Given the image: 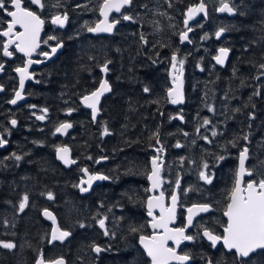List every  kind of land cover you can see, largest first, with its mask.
<instances>
[{"label": "trees", "instance_id": "1", "mask_svg": "<svg viewBox=\"0 0 264 264\" xmlns=\"http://www.w3.org/2000/svg\"><path fill=\"white\" fill-rule=\"evenodd\" d=\"M200 1L133 0V4L126 11L134 17L133 22L122 23L114 33L117 38L111 37L110 46L109 41H101L103 45H99L97 49L114 51V55L121 59L120 85L114 87L110 96L113 104L103 109L102 115L93 125L97 128V155L106 156L109 161L107 166L113 164L116 170L123 173L119 179L127 186L124 190L126 195L146 193L145 173L148 171V159L153 154L151 148L157 145L155 139L150 137L157 129L166 151L163 168L165 176H171L169 173L172 170H180V177L186 176L181 170L185 171L187 164H191L187 161L183 166L177 164L180 163V157L195 160L196 165L193 168L196 171L199 170L203 157L214 165L210 169H215V177L225 178L228 173L232 177L237 155L245 144L250 148L252 157L247 166L256 164L257 159L264 160V76L254 79L260 74L258 67L254 65L264 63V0H231L237 6L234 17L217 14L215 7L219 0H204L207 17L200 18L191 25V43L181 45L178 34L184 30V12ZM169 2L172 7H169ZM98 5L99 0H73L72 6L66 5L63 10L58 11L68 14L70 24L73 19H82V27L85 22L91 26L98 17ZM220 26H228L230 30L221 39H217L214 33ZM206 33L208 39L202 40L201 37ZM141 34L145 36L147 44L141 41ZM221 46L231 49L224 68L217 67L212 60ZM176 50L178 56L186 61L183 77L184 103L178 109L167 105L166 96L170 87V57ZM126 51H129L128 54ZM127 59L129 64L125 67L123 78V67ZM74 60L71 58L68 64V72L72 77L75 76V68H78ZM105 60L113 62L111 57L103 61ZM197 63L204 71L197 68ZM112 72L115 73V68ZM145 86L150 92L143 91ZM257 90L260 95H254ZM208 105L213 106L215 111L209 112ZM234 109L240 111H233ZM249 113H254L255 119H249ZM176 114H182L184 121L170 119ZM204 118L210 119L212 125L223 133L212 138L211 144L198 138L195 132ZM76 124L78 128L80 123L74 122L75 129ZM105 126L111 135H101ZM184 132L190 135L185 137ZM201 132L210 136V132H205L204 129ZM245 134H249V141L240 139L237 147L228 143ZM43 139L46 138L36 139V144ZM192 140H196L195 145ZM90 141L91 138L86 137L84 145H90ZM177 141L184 147H174ZM45 144L51 145L49 140ZM69 145L75 152L76 143L71 142ZM206 152L222 154L227 158L217 164L213 156L206 155ZM34 163L37 171L41 172L39 178L42 180L39 184L35 183L34 194L38 197L45 191L43 170L48 172L46 182L55 184V187L51 185L50 188L58 190L56 186H61V182L57 176L52 175L53 168L47 164L46 157L36 154ZM129 203H134L133 198ZM3 210L6 209L0 212V240L11 241L16 247L13 250L0 248V264L32 263L41 252L45 258H49L50 253L45 251L41 242L46 233L43 234L40 215L36 212L29 217V221L22 224L27 218H20L19 223L11 211L8 213ZM59 220L63 223V218L60 217ZM65 226L67 229L74 228V219L69 218ZM71 232L75 235L74 229ZM76 238L77 235L68 240L58 254L66 259L67 264H94L89 245L85 240L76 243Z\"/></svg>", "mask_w": 264, "mask_h": 264}, {"label": "flooded vegetation", "instance_id": "2", "mask_svg": "<svg viewBox=\"0 0 264 264\" xmlns=\"http://www.w3.org/2000/svg\"><path fill=\"white\" fill-rule=\"evenodd\" d=\"M43 2L45 8L41 10L37 6L32 5L31 0H23V6L37 12L45 20V24L40 33V47L30 57L32 60L41 62L30 65L29 72L33 78L26 80L22 93L24 98L17 101L16 104L8 103L9 100L14 98V91L19 87V76L14 69L18 66H23V63L29 57H25L23 53L16 52L14 46L9 48L13 52L12 57L3 56L2 44L7 38L0 37V63L4 64L3 70H0V86L3 87V91H0V135L8 140V144L0 148V161H3L0 164V212L2 209H6L3 211L8 213L11 211L18 222L20 218H27L26 221H22V224L29 221V217L34 213L37 212L40 215L43 222V234L46 233L42 238L44 240H41V242L45 251L50 253V257L46 259L63 257L58 254V251L65 247L68 240L77 235L76 243L78 241L82 243L85 240L89 245L94 264H149L148 257L139 243V235L151 234L153 231L148 226L151 218L147 215V198L150 195L159 194L157 192L151 194L146 191V193L141 195L130 196L124 193L127 186L123 180L119 179L123 173L116 170L113 164L107 166L108 158L101 159V157L106 156L97 155V137L95 135L97 128L93 125L97 123L103 113V109H107L113 104L110 96L114 87L120 85V79L122 78L121 59L119 56L114 55V51H98L97 49L99 45H103L101 41H109L110 46L112 43L111 37L117 38L114 35L116 29L122 23H132L133 20L124 21L119 13L113 12L109 17L110 20L120 19V23L116 25L112 33L90 34L86 27H82L81 23L84 22L82 19H73L70 24L68 17V21L63 28L51 23V16L57 13L63 14L58 10H63L66 5L72 6L73 0H69V2L67 0H59V7L52 6L57 3V0H43ZM8 7L9 10H14L11 8L10 0ZM129 7L122 9V11L127 14L126 11ZM97 15V19L91 24L93 27L101 18L98 10ZM9 19L10 17H7L0 10V30L6 29L7 23L5 21ZM15 30L20 31L21 29L17 26ZM49 36L57 37L58 40L62 41L63 47L59 48L52 58L47 59L40 53H51V47L55 46L57 42L56 40H49L47 44L43 43V41L48 40ZM108 57L113 59V62L111 61L113 64H109V71L105 74L100 71L99 66L104 64L105 61H109H103ZM71 58L75 59L74 63L78 66V68H75L74 77L70 76L68 72V64H70L69 60ZM128 64L127 59L123 67V78L125 77V67ZM113 68H115V73L112 72ZM102 78L108 80L112 91L101 97L100 111L96 122H93L91 110L80 102V97L98 87ZM50 102L52 105H50ZM31 105H35L36 108H31ZM44 108L48 109L46 119L43 121L37 120L35 115L43 114L40 110ZM69 108L74 109L70 115L67 113ZM176 115L172 116L175 117ZM12 119L17 120L15 127L9 123ZM77 121L80 125L77 128L76 124L75 129L74 122ZM62 122L71 123L72 127L63 134L57 133L53 135L55 128ZM73 131L74 134L72 135ZM40 137L46 139L36 144V139ZM86 137L91 138L90 145L87 146L84 145ZM48 140L51 145L45 144ZM71 142H75L77 145L75 152L69 145ZM58 145L67 146L70 149V157L75 159L77 163L65 166L59 161L55 152V147ZM160 146L156 145L151 148L153 154L148 159V171H150L151 158L156 155L154 148ZM13 153L22 156V160L16 161L12 157ZM165 153L166 151L163 153V158ZM36 154L46 157L47 164L53 168L52 175L57 176V179L61 182V186H56L58 190L51 189L50 186L53 185L55 187V184L47 183L45 178L48 172L46 170L42 171L45 187L43 193L51 191L54 196L53 200L47 199V196L42 195V193L38 197L34 194L35 183L39 184L42 181L39 178L41 172L37 171L34 163ZM4 157H9V159L5 160ZM89 157L92 159H89ZM97 160H100V163H96ZM177 164L181 165L180 163ZM84 167H87L90 172L101 173L111 177V179L93 181L90 190L87 193H81L79 188L73 187V185L78 184L81 178L87 179L80 172V169ZM188 167L189 165L187 164L186 170H181V173L186 174V176L180 177L181 188L191 187L193 190L186 195L183 191H180V204L183 206H178L175 224L171 226L180 227L185 224L187 206H191L192 203L206 202L212 205L213 210L209 213L199 214L195 218V222L197 225L204 224L209 228L222 232V228L216 223V220H226L223 217V205L226 193L232 187L234 176L231 177L228 173L225 178L215 177V169H209L213 175V181L211 184H205L198 179V171L193 168V165H191V169H188ZM172 171L169 173L171 176H165L164 171H162L165 181H171V183L165 182L161 188L165 192L166 203H170V193L180 172V170ZM145 177L146 189H148L146 174ZM245 179L247 180L248 178ZM6 181L8 184H6ZM25 193L29 196V203L25 210L20 212L18 202ZM131 198L134 201L132 204L129 203ZM45 208L53 213L57 224L62 229L70 232L74 229L75 235L74 232H71V235L63 242L54 241L49 244L52 221L43 218L42 212ZM154 211L155 214H159L158 210ZM60 217L63 218V223L60 222ZM104 217H107L105 221L106 227L109 233H115L114 237L111 235L105 236L104 230L99 227L97 219ZM69 218L74 219V228H66L67 226L65 225ZM81 223L85 227L81 228ZM130 225H143V232L131 233L129 231ZM197 231L198 229L193 227L188 230V234L194 235ZM93 243L108 250L100 254L94 253L91 250ZM169 244L171 246V242ZM181 249L191 252L193 259L189 264H206L208 259H212L214 264L217 261L220 264H232L233 262V255L223 247L222 242L216 248H212L206 239L200 238L195 242H184L181 245ZM35 260L32 263L28 261L27 264H34ZM252 261L255 264H264V254L254 255Z\"/></svg>", "mask_w": 264, "mask_h": 264}, {"label": "snow or ice", "instance_id": "3", "mask_svg": "<svg viewBox=\"0 0 264 264\" xmlns=\"http://www.w3.org/2000/svg\"><path fill=\"white\" fill-rule=\"evenodd\" d=\"M8 4L9 0H0V10H2L7 17H10L9 20L5 21L7 23L6 29L0 30V37L7 38L2 44V54L5 57H12L13 52L10 51L9 48L10 46H14L16 52L23 53L25 57H29V59L23 63V66H18L14 69L19 76V87L14 91V98L9 100L8 103L16 104L17 101L24 98L22 93L25 87V81L33 78L32 74L29 72L30 65L41 62L32 60L30 57L40 47V32L45 24V20L42 19L37 12L23 6V0H10L11 8L14 10H9ZM31 4L37 6L41 10L45 8L43 0H31ZM132 4L133 0H99L98 11L99 16L102 19H99L94 27L88 26L87 22H85L84 27H86V30L90 33H112L116 25L120 23V19L110 20L109 14L115 12L119 13L124 21L134 20L133 16L125 14L122 11V9H125ZM52 6L59 7V0H57V3ZM76 7H81V5H76ZM169 7H172L170 2ZM215 10L220 13L235 14L237 6L232 4L231 0H219V6ZM198 13H203L207 16V9L204 0H201L198 4L189 6L186 12H184V30L178 34L181 43L186 41L191 43L188 34L193 31V28L190 26L189 21H192ZM240 14L243 15V13ZM161 15H164V13H161ZM67 21L68 14L66 12L63 14H53L51 16V23L60 28H63ZM17 26L21 29L20 31L15 30ZM157 30L159 29L157 28ZM229 30L230 28L228 26H220L215 31L214 35L217 39H220L222 35ZM140 39L147 44V40L143 34H141ZM201 39H208V34L206 33L203 35ZM49 40H56L57 42L55 46L51 47V53H40V55L45 58L55 54L57 49L63 47L62 41L58 40L55 36H49L48 40L43 41V43L47 44ZM230 51L231 49L229 47H219L217 49V54L212 57L215 64L224 66ZM177 53L178 50L172 52L170 57V70L168 73L171 80V87L167 89V101L173 105L184 103L183 77L186 61L185 58L179 57ZM110 63L111 61H105L104 64L99 66L100 71L106 74L109 71ZM196 66L201 71H204L199 63H197ZM254 66L258 67L260 73L258 76L254 77V79H260L261 76H264V63ZM3 68L4 64L0 63V70H3ZM241 83L243 84V81H241ZM0 91H3L2 86H0ZM111 91L112 88L108 80L102 78L99 81L98 87L80 97V102L86 108L91 110L93 122H96L97 115L100 111L99 105L101 97L104 96L105 93ZM143 91L148 93L150 92V89L145 86ZM260 94L259 90L254 93V95ZM226 98L227 97H225V99ZM154 102L158 103V101ZM30 107L33 109L36 108L35 105H31ZM207 108L209 112L215 111L214 107L211 105H208ZM40 111L43 114L35 115V113H33V115H35L37 120L43 121L47 117L48 109L44 108ZM72 111H74V109H67L69 115ZM233 111L238 112L240 109H234ZM170 119H180L182 122L184 121L182 114H177V116L170 117ZM249 119H255L254 113H249ZM9 123L15 127L17 125V120L12 119ZM71 127V123L62 122L55 128L53 135L57 133L63 134ZM201 129H204L205 132H210V136L204 135L201 132ZM195 132L198 138L204 140L208 144L213 142L212 138L223 134L212 125V121L208 118H204L203 122L198 124ZM101 135H111L106 126L103 127ZM183 135L188 137L190 134L184 132ZM150 139H155L156 144L161 146L154 148L156 155L151 158V169L145 173L150 182V188L146 189V191L155 192L159 190V195H150L147 198V215L151 218L148 226L153 231L151 234L139 235V243L148 257L149 264H189L193 259V256L191 252L183 251L181 245L184 242H195L200 238L206 239L212 248H216L217 245L222 242L223 247L233 255L232 264H255V262L252 261V257L254 255L264 254V160L257 159V163L249 167L247 166V162L252 158L250 148L245 144V146L239 150L237 157L238 163L233 172V184L226 193L225 203L223 205V217L226 218V220H216V223L222 228V232H218L216 229L209 228L204 224L197 225L195 222V218L199 214L209 213L213 210L212 205L206 202L192 203L191 206H187L185 224L180 227H173L171 225L175 224L177 208L178 206H183L180 204V191H183L186 195L193 189L191 187L182 189L180 176L177 175L174 182L175 186L170 193V203L165 202V192L161 190V188L165 182L171 183V181H165L162 176V171L165 166V160L163 158L165 148L160 140L159 129L152 134ZM240 139L246 142L249 141V134L234 138L233 140L228 141V143L231 144L232 147H237ZM7 144L8 140L0 135V148ZM192 144L195 145L196 140H192ZM174 147L182 148L184 145L177 141ZM55 152L57 159L65 166L77 163L75 159L70 157V149L67 146L58 145L55 147ZM205 154L213 156L217 164L227 158L222 154L217 155L207 152ZM12 157H14L16 161H20L23 158L15 153L12 154ZM4 159H9V157H4ZM89 159L92 158L89 157ZM101 159H107V157H101ZM179 160L181 166H183L186 161L191 165H196L195 160L186 157H180ZM2 163L3 161H0V164ZM96 163H100V160H97ZM213 166L214 165L211 164L208 159L202 157L198 170V179L205 184H211L213 181V175L209 169ZM80 172H82L87 179L81 178L79 183L74 184L73 187L79 188L81 193H87L92 187L93 181L111 179V177L107 175L90 172L87 167L81 168ZM246 177L248 178L247 180L245 179ZM42 195H46L49 200L54 199L51 191L42 193ZM28 203L29 196L25 193L18 202L19 211L23 212L28 206ZM154 210H158L159 214H155ZM42 214L45 218L52 221L50 239L48 240L49 244H52L54 241L63 242L71 235L70 231L62 229L57 224L56 217L47 208L43 209ZM106 219L107 217L98 218L97 223L99 227L104 230L105 236L111 235L114 237L115 233H109L106 227ZM5 225L7 226V221H5ZM80 227L83 228L85 225L81 223ZM193 227L198 229L196 234H188V230ZM143 228V225H130L129 231L133 234L142 233ZM169 242H171V246ZM15 247L16 245L11 241L0 240V248L13 250ZM178 249L180 250L178 251ZM91 250L94 253L100 254L108 249L102 248L93 243L91 245ZM35 264H66V261L63 257L46 259L41 252L38 254ZM206 264H214V262L212 259H208ZM216 264H220V262L217 261Z\"/></svg>", "mask_w": 264, "mask_h": 264}, {"label": "water", "instance_id": "4", "mask_svg": "<svg viewBox=\"0 0 264 264\" xmlns=\"http://www.w3.org/2000/svg\"><path fill=\"white\" fill-rule=\"evenodd\" d=\"M201 2V1H200ZM199 2V3H200ZM198 4V3H197ZM206 9H207V6H206ZM217 12V11H216ZM113 13V12H112ZM112 13H110L109 14V17H110V15L112 14ZM207 13H208V11H207ZM217 14H220V15H226V16H228V17H234L235 16V14H229V13H220V12H217ZM200 17L201 18H206L207 16H205L203 13H198L197 14V16L192 20V21H189V24L190 25H192L193 23H196L199 19H200ZM100 19H102V18H100ZM184 19H185V17H184ZM184 21V20H183ZM95 26V25H94ZM183 27H184V24H183ZM41 31H42V29H41ZM41 33V32H40ZM90 34H105V33H90ZM191 34V32L188 34V35H190ZM224 35V34H223ZM223 35H222V37H223ZM221 37V38H222ZM220 38V39H221ZM180 44H189V42H184V43H181L180 42ZM57 50H59V49H57ZM57 53V52H56ZM55 53V54H56ZM55 54H52V55H50L47 59H50V58H52ZM217 54V50H216V53H215V55ZM213 60V59H212ZM227 60H228V58H227ZM227 60H226V62H225V65H226V63H227ZM213 62H214V64H215V61L213 60ZM216 65V64H215ZM225 65L224 66H220V65H216L217 67H219V68H224L225 67ZM26 82V81H25ZM183 91H184V89H183ZM106 94V93H105ZM166 96H167V93H166ZM167 105L169 106V107H172V108H180L182 105H183V103L182 104H177V105H173V104H171V103H169L168 101H167ZM177 116V115H176ZM179 121H181L180 119H178ZM70 129V128H69ZM68 129V130H69ZM67 130V131H68ZM239 154V153H238ZM69 155H70V153H69ZM60 161V160H59ZM237 163H238V161H237ZM150 169H151V163H150ZM247 178V177H246ZM147 181H148V179H147ZM148 188H150V182L148 181ZM155 192H157L158 194H159V190L158 191H155ZM151 194H153V192H150ZM42 216H43V214H42ZM43 218L44 219H47V218H45L44 216H43ZM227 250V249H226ZM57 258H59V257H57ZM56 259V258H55ZM34 264H35V262H34Z\"/></svg>", "mask_w": 264, "mask_h": 264}, {"label": "rangeland", "instance_id": "5", "mask_svg": "<svg viewBox=\"0 0 264 264\" xmlns=\"http://www.w3.org/2000/svg\"><path fill=\"white\" fill-rule=\"evenodd\" d=\"M218 6H219V3L216 4L215 8H217ZM188 169H191V166H189Z\"/></svg>", "mask_w": 264, "mask_h": 264}]
</instances>
